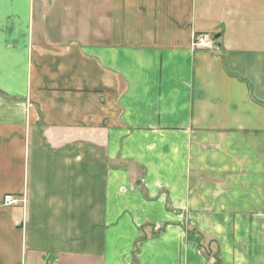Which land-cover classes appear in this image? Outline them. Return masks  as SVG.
Returning <instances> with one entry per match:
<instances>
[{
  "label": "crops",
  "instance_id": "0c3cea01",
  "mask_svg": "<svg viewBox=\"0 0 264 264\" xmlns=\"http://www.w3.org/2000/svg\"><path fill=\"white\" fill-rule=\"evenodd\" d=\"M0 264H264V0H0Z\"/></svg>",
  "mask_w": 264,
  "mask_h": 264
},
{
  "label": "built area",
  "instance_id": "2783aa9c",
  "mask_svg": "<svg viewBox=\"0 0 264 264\" xmlns=\"http://www.w3.org/2000/svg\"><path fill=\"white\" fill-rule=\"evenodd\" d=\"M216 45V41L213 37L208 34H199L195 37L194 47L196 49H213ZM24 199H19L12 195H7L4 197L5 206H14L19 203H23Z\"/></svg>",
  "mask_w": 264,
  "mask_h": 264
},
{
  "label": "rangeland",
  "instance_id": "374dc122",
  "mask_svg": "<svg viewBox=\"0 0 264 264\" xmlns=\"http://www.w3.org/2000/svg\"><path fill=\"white\" fill-rule=\"evenodd\" d=\"M158 233H160V230L158 231ZM154 236H156V233L155 234H153Z\"/></svg>",
  "mask_w": 264,
  "mask_h": 264
}]
</instances>
